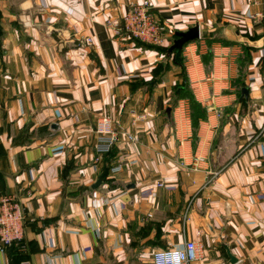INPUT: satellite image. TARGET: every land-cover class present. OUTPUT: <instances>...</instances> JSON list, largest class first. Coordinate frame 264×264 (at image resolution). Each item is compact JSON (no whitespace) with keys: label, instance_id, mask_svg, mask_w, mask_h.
Masks as SVG:
<instances>
[{"label":"crops","instance_id":"crops-1","mask_svg":"<svg viewBox=\"0 0 264 264\" xmlns=\"http://www.w3.org/2000/svg\"><path fill=\"white\" fill-rule=\"evenodd\" d=\"M130 1L0 0V195L24 213L0 264H153L185 240L190 264H264L261 0H148L160 44L105 25Z\"/></svg>","mask_w":264,"mask_h":264},{"label":"built area","instance_id":"built-area-1","mask_svg":"<svg viewBox=\"0 0 264 264\" xmlns=\"http://www.w3.org/2000/svg\"><path fill=\"white\" fill-rule=\"evenodd\" d=\"M261 10L254 16L264 23V0H261ZM105 25L113 34L135 38L145 43L160 44L164 39V26L151 12L148 0L130 1L126 10L119 17L107 18ZM90 41V38L85 39ZM95 132L103 138L100 151H109L118 142L119 132L112 120L100 116L95 123ZM128 139H133L129 133ZM161 185V183H159ZM24 236V213L22 206L13 196L0 195V246L6 247L22 240ZM199 246L192 240H185L182 247L160 248L153 252V264H190L198 259Z\"/></svg>","mask_w":264,"mask_h":264},{"label":"water","instance_id":"water-1","mask_svg":"<svg viewBox=\"0 0 264 264\" xmlns=\"http://www.w3.org/2000/svg\"><path fill=\"white\" fill-rule=\"evenodd\" d=\"M178 37L177 39L174 40L173 46L174 47H179L182 45L184 42L196 38L198 36V27L194 26L192 28H189L186 32H179L177 33ZM100 180H97L95 183L98 184ZM231 256V255H230ZM234 261V257L231 256V262Z\"/></svg>","mask_w":264,"mask_h":264}]
</instances>
